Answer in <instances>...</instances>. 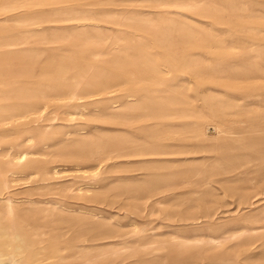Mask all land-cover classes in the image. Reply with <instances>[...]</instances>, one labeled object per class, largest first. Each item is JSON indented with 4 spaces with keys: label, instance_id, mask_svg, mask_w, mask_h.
Here are the masks:
<instances>
[{
    "label": "rangeland",
    "instance_id": "obj_1",
    "mask_svg": "<svg viewBox=\"0 0 264 264\" xmlns=\"http://www.w3.org/2000/svg\"><path fill=\"white\" fill-rule=\"evenodd\" d=\"M0 264H264V0H0Z\"/></svg>",
    "mask_w": 264,
    "mask_h": 264
}]
</instances>
